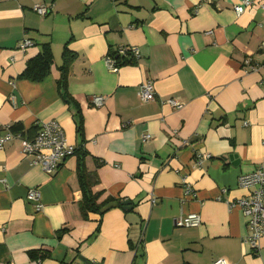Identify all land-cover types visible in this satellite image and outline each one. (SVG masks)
I'll use <instances>...</instances> for the list:
<instances>
[{"label":"crops","instance_id":"1","mask_svg":"<svg viewBox=\"0 0 264 264\" xmlns=\"http://www.w3.org/2000/svg\"><path fill=\"white\" fill-rule=\"evenodd\" d=\"M241 1L0 0V137L14 136L0 147V264H264V238L252 250L247 220L231 207L247 196L238 177L264 160V0L236 16ZM45 43L49 75L19 79ZM64 46L73 60L59 90ZM122 47L138 56L112 71L105 59ZM246 59L258 69L245 72ZM145 81L155 96L143 103ZM52 120L68 145L84 142L101 200L126 208L84 220L76 156L50 175L30 165L22 143ZM201 154L210 158L196 167ZM183 178L194 197L185 198ZM32 190L39 209L26 199ZM189 215L200 224L176 225Z\"/></svg>","mask_w":264,"mask_h":264},{"label":"built area","instance_id":"2","mask_svg":"<svg viewBox=\"0 0 264 264\" xmlns=\"http://www.w3.org/2000/svg\"><path fill=\"white\" fill-rule=\"evenodd\" d=\"M208 1V0H206ZM256 0H242L241 3L234 7V13L236 16H240L244 13L247 7H250ZM260 8L264 15V4L260 5ZM36 13L40 16L46 15L49 10L47 7H38L35 9ZM264 23V21H263ZM31 45L30 41H24L18 47L19 50L24 51ZM264 49V42L262 44ZM131 56L136 58L138 56L137 50L132 49ZM125 49L119 48L117 55H124ZM106 65L112 70L116 71L117 66L115 60L108 57L105 59ZM252 61L246 59L244 61L245 72L257 70V65H251ZM139 96L143 103L154 100L153 85L149 81L143 82L139 86ZM103 97H95L93 103L96 107H101L103 104ZM167 103L176 109H180L182 106L177 104L173 100H168ZM14 136L8 131L3 137H0V147L3 146L5 141L13 139ZM150 139L149 135H143L142 141L145 142ZM74 148L68 145L64 139V133L60 125L56 121L42 122L39 125L38 132L34 136L32 141H24L22 143V154L25 157H30V165L40 167L47 174H54L59 169L64 159L72 156ZM209 155H197L194 159L196 167H201L204 160L209 159ZM182 183H186V179L183 178ZM238 186L247 191V196L235 200L231 207H237L242 215L247 220L248 234L245 238V242L250 246L252 250L259 248V241L264 238V160L261 161L257 167L249 174L241 175L238 177ZM185 198L194 197L192 187L189 184L184 186ZM26 199L36 205V209H39V193L35 190L29 191L26 195ZM153 202V201H152ZM200 224V218L197 215H189L185 218H180L176 222L178 227H196ZM98 264V263H91ZM212 264H228L224 259H216Z\"/></svg>","mask_w":264,"mask_h":264},{"label":"trees","instance_id":"3","mask_svg":"<svg viewBox=\"0 0 264 264\" xmlns=\"http://www.w3.org/2000/svg\"><path fill=\"white\" fill-rule=\"evenodd\" d=\"M125 49L124 55H116V51L109 54V56L115 60L116 66L131 65L135 62V59L131 58V50L128 47H122ZM52 52L50 43H45L41 45V50L36 57L27 61L25 69L19 76V79L28 80L30 82H41L50 73V68L52 65ZM73 60V55L64 46L62 52V64L59 67L60 79L57 81L58 89L63 90L66 87L67 71ZM64 97L66 100L69 99L68 95L64 90ZM70 101V99H69ZM78 124L76 126L77 133L82 135V121L79 114H77ZM21 127L15 126L11 127L12 131H18ZM72 156H76V176L78 186L81 192V200L78 204L80 216L82 219L86 220L88 214L94 213L102 216L108 210L116 206H122V203L116 201L112 198L106 197L101 200L102 192L94 191L96 185V178L94 175L90 174L85 167V157L86 153L84 151V142L82 141L78 147L73 150ZM28 256L32 260H44L47 254L44 252H29ZM91 264V263H89Z\"/></svg>","mask_w":264,"mask_h":264},{"label":"water","instance_id":"4","mask_svg":"<svg viewBox=\"0 0 264 264\" xmlns=\"http://www.w3.org/2000/svg\"><path fill=\"white\" fill-rule=\"evenodd\" d=\"M122 204H123L124 208H126V206H128V202L127 201L123 202Z\"/></svg>","mask_w":264,"mask_h":264}]
</instances>
